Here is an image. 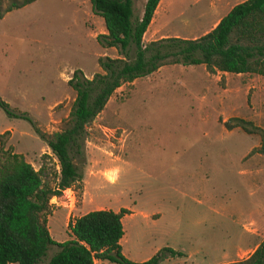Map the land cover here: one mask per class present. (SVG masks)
Segmentation results:
<instances>
[{"label": "rangeland", "instance_id": "rangeland-1", "mask_svg": "<svg viewBox=\"0 0 264 264\" xmlns=\"http://www.w3.org/2000/svg\"><path fill=\"white\" fill-rule=\"evenodd\" d=\"M240 1L159 0L142 41L201 34ZM143 3L133 0V12ZM103 33L88 0H34L0 19V99L31 120L0 109V134L8 131L5 146L34 169L53 170L33 129L60 128L74 97L66 83L72 71L89 78L100 71L99 56L116 57L97 43ZM232 117L264 132V77L164 65L120 86L87 129L80 191L50 199V237H66L63 203L74 214L124 207L121 246L129 260L163 246L183 255L161 264L245 258L264 237V154L253 150L258 134L225 128Z\"/></svg>", "mask_w": 264, "mask_h": 264}, {"label": "trees", "instance_id": "trees-1", "mask_svg": "<svg viewBox=\"0 0 264 264\" xmlns=\"http://www.w3.org/2000/svg\"><path fill=\"white\" fill-rule=\"evenodd\" d=\"M34 0H0V19L9 11ZM90 11L102 19L104 33L96 36L101 47L113 48L116 57L99 56L100 71L85 77L72 71L67 85L74 92L69 111L58 130L34 132L48 148L54 160L52 169L44 164L34 169L19 153L5 146L0 134V264H42L46 251L54 250L44 264H93L106 260L116 264H161L167 258L183 254L168 246L150 257L135 262L121 252V218L129 210L121 207L94 209L68 219L69 239L54 241L46 221L51 213L50 199L63 190L80 191L85 163L84 142L87 129L102 111L114 91L137 78L147 76L164 65H203L209 74H253L264 77V0H242L229 8L207 32L194 38L163 37L144 43L142 36L159 0H144L140 13H134L133 0H88ZM0 109L9 118L31 124L24 113H14L0 99ZM226 129L239 127L259 135L264 154V132L251 122L229 118ZM123 219V218H122ZM123 239V238H122ZM221 264H264V238L243 259Z\"/></svg>", "mask_w": 264, "mask_h": 264}, {"label": "crops", "instance_id": "crops-1", "mask_svg": "<svg viewBox=\"0 0 264 264\" xmlns=\"http://www.w3.org/2000/svg\"><path fill=\"white\" fill-rule=\"evenodd\" d=\"M89 9H90V6H89ZM91 12V11H90ZM226 12H224L223 14H222V16L225 14ZM217 14V13H216ZM216 16V15H215ZM214 16V17H215ZM222 16H220V17H222ZM214 17H213V19H214ZM219 17V18H220ZM212 19V20H213ZM212 20L209 22V23H211L212 22ZM218 20H216L212 25H211V27L209 28V29H207V31L208 30H210L215 24H216V22H217ZM207 31H203L201 34H198V35H195V36H193V37H191V38H194V37H198V36H200V35H202L203 33H205V32H207ZM184 38V37H183ZM220 73V72H219ZM53 198V197H52ZM64 204V206L62 205V206H58V209L59 210H61V212H62V216H63V218H64V225L66 226V223H67V221H68V219H73V218H75V217H78L79 215H82V214H84L85 212H87V211H90V210H94V209H100V208H94V209H88V210H85V211H83V212H81V213H78V214H74L73 212H71L70 211V209H69V205H67V204H65V203H63ZM101 209H106V208H101ZM112 211H117V209L115 210H112ZM125 216V215H124ZM123 218V217H122ZM122 218H121V220H122ZM47 219H48V217H47ZM46 226H47V221H46ZM123 228V227H122ZM47 230H48V227H47ZM49 233V232H48ZM50 236V235H49ZM123 236H124V230H123ZM121 237V239L119 240V244H120V247H121V252H122V246H121V243H122V240L124 239V237ZM123 238V239H122ZM264 237H262L261 239H263ZM52 239V238H51ZM66 239H69V236H68V234H67V232H66V237L63 239V240H66ZM260 239V240H261ZM63 240H59V241H57V242H61V241H63ZM55 241V240H54ZM257 245V244H256ZM255 245V246H256ZM254 246V247H255ZM253 247V248H254ZM123 253V252H122ZM149 257V255L148 256H145L144 258H141V259H139V260H137V261H143V260H145V259H147ZM161 263H162V261H161ZM11 264H13V263H11ZM93 264H116V263H112V262H109V261H106V260H102V261H100V260H94V262H93Z\"/></svg>", "mask_w": 264, "mask_h": 264}]
</instances>
